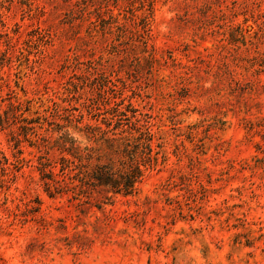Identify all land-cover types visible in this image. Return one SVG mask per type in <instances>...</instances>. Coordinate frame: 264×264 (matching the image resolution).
I'll list each match as a JSON object with an SVG mask.
<instances>
[{
  "label": "rangeland",
  "instance_id": "374dc122",
  "mask_svg": "<svg viewBox=\"0 0 264 264\" xmlns=\"http://www.w3.org/2000/svg\"><path fill=\"white\" fill-rule=\"evenodd\" d=\"M0 264H264V0H0Z\"/></svg>",
  "mask_w": 264,
  "mask_h": 264
}]
</instances>
